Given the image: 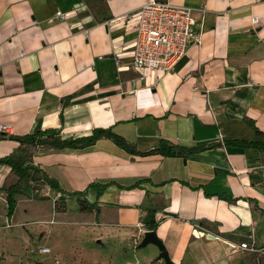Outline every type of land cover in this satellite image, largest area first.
Segmentation results:
<instances>
[{
  "label": "crops",
  "instance_id": "crops-1",
  "mask_svg": "<svg viewBox=\"0 0 264 264\" xmlns=\"http://www.w3.org/2000/svg\"><path fill=\"white\" fill-rule=\"evenodd\" d=\"M148 1L0 0V124L15 136L56 129L64 138L112 128L144 153L161 140L205 148L186 157L133 155L110 139L43 148L31 161L61 191L28 187H50L78 212L79 200L93 204L81 214L138 248L153 209L172 264H230L251 237L264 246V0H159L192 7L199 39L159 78L115 62L135 40L128 15ZM18 145L0 140V158ZM17 180L0 164V223L15 216L6 189ZM92 184L107 188L99 196Z\"/></svg>",
  "mask_w": 264,
  "mask_h": 264
},
{
  "label": "rangeland",
  "instance_id": "rangeland-1",
  "mask_svg": "<svg viewBox=\"0 0 264 264\" xmlns=\"http://www.w3.org/2000/svg\"><path fill=\"white\" fill-rule=\"evenodd\" d=\"M41 190L30 192L26 188L13 220L9 224L0 223V264H161L159 261H164L156 260L160 251L154 244L138 248L120 229L94 224L99 220L96 214H81L85 210L78 212V208L70 203L67 207V203L58 201L47 189ZM30 198L33 201L27 202ZM43 248H49L50 253H42ZM152 249H157L156 254ZM235 262L264 264V248L258 253H245L230 264Z\"/></svg>",
  "mask_w": 264,
  "mask_h": 264
},
{
  "label": "built area",
  "instance_id": "built-area-1",
  "mask_svg": "<svg viewBox=\"0 0 264 264\" xmlns=\"http://www.w3.org/2000/svg\"><path fill=\"white\" fill-rule=\"evenodd\" d=\"M57 18L63 21L66 16L58 12ZM127 19L133 22L135 40L129 51L116 53L119 72L133 70L159 78L160 74L174 71L190 46L199 41L195 32V11L189 6L149 0ZM253 23H258L257 17ZM0 134H10L9 127L0 124ZM46 189L50 192V187ZM239 248L249 253L262 251L252 237ZM49 250L43 248L41 252L50 253Z\"/></svg>",
  "mask_w": 264,
  "mask_h": 264
},
{
  "label": "trees",
  "instance_id": "trees-1",
  "mask_svg": "<svg viewBox=\"0 0 264 264\" xmlns=\"http://www.w3.org/2000/svg\"><path fill=\"white\" fill-rule=\"evenodd\" d=\"M261 134H264L258 131ZM12 140L19 143L18 147L7 156L0 158V164L8 166L11 171L17 176L18 180L15 184L6 189L7 193V216L12 218L17 208L20 196L25 193L30 183H42L50 186L53 189L61 191L59 183L49 177V175L35 166L32 163V158L35 156L39 149H52V150H64V149H82L94 145L101 139H110L117 146L124 149L133 155H151L159 154L165 157H186L192 153L204 150L205 148H185L178 147L171 144L169 141L161 140L158 147L149 152H140L137 147L127 141L124 137L116 134L112 128H97L90 136L85 137H67L64 138L60 131L56 129L38 130L34 133L15 136L12 134H0V140ZM249 146H260L258 143H249ZM261 147V146H260ZM263 148V147H262ZM264 149V148H263ZM100 186L98 184H92L90 188ZM98 195L101 196L106 190L107 186H100ZM71 195V194H69ZM72 195L83 196L85 193H73ZM228 201H233L229 196H221ZM80 209L87 210L93 208V204H88L85 200L78 201ZM155 211L148 209L147 215L143 221L145 227L149 231H156L158 227V221L155 217ZM262 250L264 248L261 247Z\"/></svg>",
  "mask_w": 264,
  "mask_h": 264
},
{
  "label": "water",
  "instance_id": "water-1",
  "mask_svg": "<svg viewBox=\"0 0 264 264\" xmlns=\"http://www.w3.org/2000/svg\"><path fill=\"white\" fill-rule=\"evenodd\" d=\"M149 244H154L159 248L160 255H159L158 260H164L166 264H172L168 251L166 250V247L163 241L158 237L156 231H148L145 234V237L143 238L142 243L140 244V247L144 248V247H147Z\"/></svg>",
  "mask_w": 264,
  "mask_h": 264
},
{
  "label": "bare ground",
  "instance_id": "bare-ground-1",
  "mask_svg": "<svg viewBox=\"0 0 264 264\" xmlns=\"http://www.w3.org/2000/svg\"><path fill=\"white\" fill-rule=\"evenodd\" d=\"M51 250H49V252H50Z\"/></svg>",
  "mask_w": 264,
  "mask_h": 264
}]
</instances>
